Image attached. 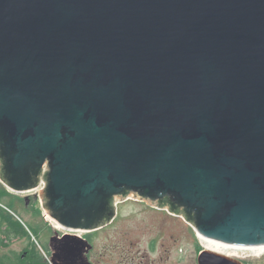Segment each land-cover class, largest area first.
<instances>
[{
	"label": "water",
	"instance_id": "95a60500",
	"mask_svg": "<svg viewBox=\"0 0 264 264\" xmlns=\"http://www.w3.org/2000/svg\"><path fill=\"white\" fill-rule=\"evenodd\" d=\"M0 182L43 184L49 264L131 195L264 247V0H0Z\"/></svg>",
	"mask_w": 264,
	"mask_h": 264
},
{
	"label": "rangeland",
	"instance_id": "374dc122",
	"mask_svg": "<svg viewBox=\"0 0 264 264\" xmlns=\"http://www.w3.org/2000/svg\"><path fill=\"white\" fill-rule=\"evenodd\" d=\"M1 187L10 194L5 195L1 203L13 199L16 205L11 204V208L16 219H21L26 229V226L36 229L39 236L37 240L32 235L28 239L1 234L5 245L1 252L18 256L23 264H27V258L35 252L49 264V240L55 233L61 237L65 231L49 219L42 206L43 184L27 194H13L0 182ZM117 213L115 221L104 229L71 233L92 245L88 253L90 264H198L199 254L206 250L207 244L199 239L193 227L182 215L170 213L167 207L157 208L156 204L131 195L118 200ZM219 254L228 257V254H234L235 257L230 258L242 264H264V253L257 254L252 250L230 249Z\"/></svg>",
	"mask_w": 264,
	"mask_h": 264
},
{
	"label": "trees",
	"instance_id": "16d2710c",
	"mask_svg": "<svg viewBox=\"0 0 264 264\" xmlns=\"http://www.w3.org/2000/svg\"><path fill=\"white\" fill-rule=\"evenodd\" d=\"M5 195H10L6 192V190L1 187L0 189V204L2 207H0V264H23L18 256L14 255L13 257L2 253L1 248L4 245V240L1 239V234L8 235L10 234L17 236V237H24L30 239L31 235L38 240V232L37 230L33 229L30 226H26L27 229L22 225L21 219H16L15 215L16 213L13 210V207L11 208V204H14L13 199L6 201V204L1 203L2 199L5 197ZM16 204H14L15 206ZM36 240V241H37ZM35 247V246H32ZM42 247V246H41ZM44 250L45 248L42 247ZM45 251V250H44ZM28 259L27 264H47L43 261V258L38 254L33 252V255ZM26 264V263H25Z\"/></svg>",
	"mask_w": 264,
	"mask_h": 264
},
{
	"label": "bare ground",
	"instance_id": "6f19581e",
	"mask_svg": "<svg viewBox=\"0 0 264 264\" xmlns=\"http://www.w3.org/2000/svg\"><path fill=\"white\" fill-rule=\"evenodd\" d=\"M56 227V226H55ZM201 237H199L200 239ZM203 242H205L207 245L205 246L206 250L207 251H210V252H214V253H222V251L224 252V250H230V249H239V248H235V247H230V246H227V245H224V244H221V243H218L216 241H212V240H207L205 238H202L201 239ZM241 249V248H240ZM244 250H252L254 252H257V254H262L264 253V247H260V248H251V249H244ZM229 255V258L230 256H233L235 257L234 254H228ZM228 257V256H227Z\"/></svg>",
	"mask_w": 264,
	"mask_h": 264
},
{
	"label": "flooded vegetation",
	"instance_id": "af4514ba",
	"mask_svg": "<svg viewBox=\"0 0 264 264\" xmlns=\"http://www.w3.org/2000/svg\"><path fill=\"white\" fill-rule=\"evenodd\" d=\"M117 214H118V213H117ZM114 221H115V219L112 221V223H113ZM112 223H111V224H112ZM111 224H110V225H111ZM108 226H109V225H108ZM108 226H106V227H108ZM106 227H104V228H106ZM104 228H102V229H104ZM88 255H89V254H87V258H88ZM88 260H89V258H88Z\"/></svg>",
	"mask_w": 264,
	"mask_h": 264
}]
</instances>
